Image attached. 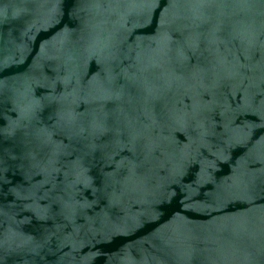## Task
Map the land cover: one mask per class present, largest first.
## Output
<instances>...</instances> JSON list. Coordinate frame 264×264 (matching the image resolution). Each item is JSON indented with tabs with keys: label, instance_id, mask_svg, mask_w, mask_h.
Returning <instances> with one entry per match:
<instances>
[{
	"label": "water",
	"instance_id": "95a60500",
	"mask_svg": "<svg viewBox=\"0 0 264 264\" xmlns=\"http://www.w3.org/2000/svg\"><path fill=\"white\" fill-rule=\"evenodd\" d=\"M0 264H264V0H0Z\"/></svg>",
	"mask_w": 264,
	"mask_h": 264
}]
</instances>
